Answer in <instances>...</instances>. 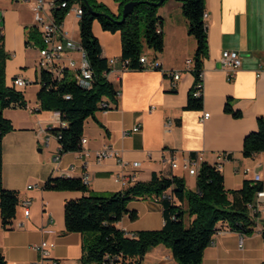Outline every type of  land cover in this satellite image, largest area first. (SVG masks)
<instances>
[{
  "label": "crops",
  "instance_id": "0c3cea01",
  "mask_svg": "<svg viewBox=\"0 0 264 264\" xmlns=\"http://www.w3.org/2000/svg\"><path fill=\"white\" fill-rule=\"evenodd\" d=\"M97 1L112 13H118L119 6L114 1ZM204 11L208 14L205 20L207 53L201 65V108L187 109L196 74L186 61H193L196 42L188 34V21L182 13L181 2L165 0L157 11L161 18L163 51L148 50L141 54L156 59L159 68L123 69L117 63L108 81L119 96L108 99L109 111L95 113L102 127L92 118L87 119L82 137L85 142L80 150L61 152L55 163L53 158L60 146L49 130L60 126V117L57 112L40 111L36 98L40 88L37 41L41 39V29L35 25L28 3L0 0L1 44L8 54L6 83L11 86L12 79L20 77L29 84H36L37 88L31 93L18 88L27 106L3 110V116L13 129L2 140V185L6 190L16 191L19 200L15 218L6 227L2 226L0 217V254L5 264L38 261L39 250L32 246L42 241L47 243L50 256L59 264H83L86 236L65 231L64 203L85 194L45 190L43 186L49 178L86 177L85 183L91 192L113 193L121 190L115 181V175L120 172L134 175L135 182H147L153 175L177 176L185 181L189 175L181 168L182 156L194 155L201 163L213 165L218 155L225 154L220 171L226 190L239 189L244 180H252L253 174L260 175L264 190V152L250 158L242 155L244 137L257 129L259 117L264 119V0H204ZM78 22L74 11H69L62 20L63 31L76 43H79ZM31 30L35 32L32 36ZM92 30L101 46L102 57L120 58L119 33L103 31L97 21L93 22ZM224 50L237 51L241 56V65L232 79H228V72L221 67ZM66 56L78 59L74 51L67 52ZM174 72L180 73L176 81L169 75ZM227 101L233 111L241 113L239 118L224 111ZM204 115L208 118L203 119ZM167 120H172V125H166ZM138 125L139 131L133 132ZM106 145H111L127 166H120L114 157L97 162L94 153ZM85 152L90 155L85 156ZM173 158L178 164L175 169L171 168ZM245 169L250 170L249 175L244 174ZM189 177L195 178L196 189V177ZM27 199L30 207L25 217L21 202ZM160 201L153 196L129 201L127 208L135 211L137 218L131 220L125 215L116 227L128 233L160 229L164 223ZM182 207L186 210L185 204ZM189 219L185 215L187 224ZM221 229L218 231L224 229L225 232L214 234L204 250L202 264H260L264 261L262 237L260 256L250 258L246 254L252 250L246 245L252 238L244 235L243 247L239 248V233L232 231L227 223H223ZM235 247L243 255L238 262L231 259ZM140 264L176 262L170 249L158 245L146 253Z\"/></svg>",
  "mask_w": 264,
  "mask_h": 264
},
{
  "label": "trees",
  "instance_id": "16d2710c",
  "mask_svg": "<svg viewBox=\"0 0 264 264\" xmlns=\"http://www.w3.org/2000/svg\"><path fill=\"white\" fill-rule=\"evenodd\" d=\"M118 4V13L97 0H69L68 6L79 3L81 15L79 19V43L93 73L89 88H84L75 81V73L64 69L60 76H54L46 70L39 71L37 83L40 88L36 93L40 111H52L60 114V120L66 122L52 128L49 133L56 137L61 152L78 151L81 147L84 122L95 119L97 104L102 98L114 99L115 90L104 76L108 71V59L102 57L101 46L93 34V22L97 21L103 31L119 33L122 61H127V69L143 70L139 63L141 51L140 22H144L143 38L145 46L154 53L163 51V35L158 7L141 3L134 7L122 23V7L129 1H147L156 3L159 0H112ZM165 1V0H164ZM184 17L188 21V34L194 38L196 49L193 56V72L198 75L202 60L207 53L206 28L202 20L204 0H180ZM86 4L91 7L89 11ZM67 9L54 13L57 22H62ZM106 14L114 19H107ZM160 29L158 32L157 29ZM34 30L30 35H34ZM0 36V217L3 227L15 218L19 205L16 191L6 190L2 185V140L3 136L13 129L10 121L3 116L6 108H25L27 101L24 94L13 85L9 86L5 79V63L8 54L4 52ZM42 45L41 39L37 41ZM68 96L69 98H66ZM200 94L189 95L187 109H200ZM224 111L235 118L241 113L233 111L227 101ZM264 152V119H257V129L243 139L242 155L250 158ZM194 158V155H191ZM86 177L49 178L43 188L53 191H79L82 195L64 203V224L68 233L85 235V254L83 264H101L105 255L116 257L121 264H140L146 253L153 247L163 245L171 250L176 264H202L204 250L211 244L214 234L222 230L223 223L235 232L249 234L253 232L257 222L251 217L247 204L253 203L256 192L262 190L260 183L244 180L239 189L226 190L221 171L213 165L201 163L196 176V189H187L182 178L171 176L161 178L153 175L147 182H133L128 187L113 193H93L85 183ZM153 196L161 199L164 223L158 230L137 232L124 231L116 227L125 215L131 220L137 218L135 211L127 208L129 201ZM185 204L184 210L182 205ZM185 215L190 219L185 222ZM264 241V224L261 231ZM0 264H5L0 254ZM260 264H264V261Z\"/></svg>",
  "mask_w": 264,
  "mask_h": 264
},
{
  "label": "built area",
  "instance_id": "2783aa9c",
  "mask_svg": "<svg viewBox=\"0 0 264 264\" xmlns=\"http://www.w3.org/2000/svg\"><path fill=\"white\" fill-rule=\"evenodd\" d=\"M30 5V10L33 15V20L36 26L41 29V42L42 45L38 49V61L37 69L38 72L41 70H46L51 72L54 76H60L64 70V65H69V63H77L82 67V77H75V81H81L82 87L89 88L93 80V73L90 69L89 63L86 60V55L83 49L80 46V43H76L68 38L67 33L62 29V22H57L54 16L55 11L61 9H67L65 14L69 11H74L75 16L80 19L78 16V9H81V6L75 5L76 2L71 3L68 6L69 0H51L47 2L45 0H22ZM208 14L204 11L202 15V20L205 25V20L207 19ZM159 32L160 29L158 28ZM69 51H74L78 54V59L68 58L66 53ZM119 63L123 69H127L128 62L122 61L120 58H111V66H108L109 70L104 72V76L108 79V76L113 69V67ZM139 63L143 69L155 70L159 68V62L156 59H149L147 55H141L139 57ZM221 67L228 72V79H232L234 73L241 65V56L237 51L234 50H224L221 53L220 57ZM186 65L193 69L194 63L192 60H187ZM173 80H178L180 77L179 72L169 73ZM203 73L200 69L198 71L197 78L192 87V94H200L202 98L203 93ZM11 84L15 87H24L29 82L25 81L20 77H15L12 79ZM115 96H119V92H115ZM66 98H69L66 96ZM98 110L106 113L111 109L109 100L107 98H102L97 104ZM58 113V112H57ZM60 117V114H58ZM208 118V115H204L203 119ZM172 120H167L166 125H172ZM61 127L66 126L65 121H59ZM140 126H136L132 129L133 132L139 131ZM56 138V137H55ZM48 137L46 138V142ZM61 154V151L56 153L53 158L55 163H58V155ZM85 156L90 154L85 152ZM114 157L118 160L120 166H127L124 161L119 157V153L115 151L111 145H106L102 149L94 153V159L97 162H101L107 158ZM226 155H218L217 161L213 166L216 170H221L222 162L225 160ZM201 164L200 158H192L190 155L182 156L181 158V168L186 171L189 176L196 177L199 171ZM136 166L137 164H133ZM178 167L177 161L173 158L171 161V168L175 169ZM245 175L250 174L249 169L244 170ZM115 181L121 186V189L128 187L131 183L134 182V175L128 174L125 172H120L115 175ZM252 181L255 183H260L261 178L259 174L252 175ZM31 188V186H28ZM23 207V214L25 217L29 215L30 200H24L21 202ZM247 209L251 217H255L259 220L260 232L263 229L264 224V190H259L256 192V197L253 203L247 204ZM225 232L218 231L219 233ZM244 242V234L239 233L238 247L242 248ZM35 250H39L40 259L31 264H59L55 259L50 256L49 250L47 249V243L42 241L39 244H34L32 246ZM264 255V247H263ZM101 264H121L116 257L110 255H105Z\"/></svg>",
  "mask_w": 264,
  "mask_h": 264
},
{
  "label": "rangeland",
  "instance_id": "374dc122",
  "mask_svg": "<svg viewBox=\"0 0 264 264\" xmlns=\"http://www.w3.org/2000/svg\"><path fill=\"white\" fill-rule=\"evenodd\" d=\"M159 7H161V6H159ZM140 28H141V51H142V53H148V49L145 46L144 38H143V30H144V22L143 21L140 22ZM23 88L26 91L28 90L29 93H31L32 91H35L37 89L36 84H34V83L27 84ZM184 182H185L187 189H191V190L195 189V178L188 176ZM257 226L258 225L254 226V230L252 233L245 234L248 236V238L249 237L252 238L251 240H249L250 241L249 244L246 245V247H248L252 250V252H250L249 254H246V256L248 255L250 258L260 256V254H261V251L259 249L260 245H261V234L259 233L260 228H258ZM242 256H243L242 253L238 252L236 250V247H235V250H233L231 253L232 261L238 262ZM91 264H94V263H91Z\"/></svg>",
  "mask_w": 264,
  "mask_h": 264
},
{
  "label": "water",
  "instance_id": "95a60500",
  "mask_svg": "<svg viewBox=\"0 0 264 264\" xmlns=\"http://www.w3.org/2000/svg\"><path fill=\"white\" fill-rule=\"evenodd\" d=\"M180 1V0H179ZM141 3H146V4H152V5H155L157 7L161 6L163 3H164V0H159L158 2L156 3H150V2H147V1H129L127 3H125L122 7V16H121V20L119 21H116L117 23H122L126 16L128 14H130L132 12V10L134 9L135 6L141 4ZM86 7L89 11H92L91 10V7H89L87 4H86ZM104 17H106L107 19H110L112 21H114L113 18H111L110 16L106 15V14H102Z\"/></svg>",
  "mask_w": 264,
  "mask_h": 264
},
{
  "label": "bare ground",
  "instance_id": "6f19581e",
  "mask_svg": "<svg viewBox=\"0 0 264 264\" xmlns=\"http://www.w3.org/2000/svg\"><path fill=\"white\" fill-rule=\"evenodd\" d=\"M81 15V9H78V16ZM108 64L111 65V58L108 59ZM64 69H68L72 72L75 73V77H82V67L81 65H78L77 63H69V65H64ZM78 84L82 85L81 81H77ZM85 142V139L82 138L81 139V144H83ZM254 219L256 220L257 223H259V220L257 218L254 217Z\"/></svg>",
  "mask_w": 264,
  "mask_h": 264
}]
</instances>
